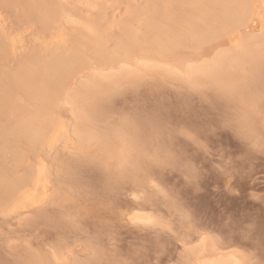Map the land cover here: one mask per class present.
I'll return each instance as SVG.
<instances>
[{"label":"rangeland","instance_id":"rangeland-1","mask_svg":"<svg viewBox=\"0 0 264 264\" xmlns=\"http://www.w3.org/2000/svg\"><path fill=\"white\" fill-rule=\"evenodd\" d=\"M143 1L63 0L73 17L72 22L61 21L59 43L68 45L73 31L84 32L82 25L99 14L92 4L102 2V26L109 34L104 47L110 49L121 35L116 24L126 8ZM18 9L0 0V45L6 50L0 49V77L32 50L44 53L50 42L34 20L15 19ZM261 30L255 18L240 27L237 37H257ZM262 40L258 46L250 41L245 57L226 62L230 64L217 76V85L204 80L189 84L178 69L231 51L226 38H211L201 49L179 48L169 60L150 56L153 61L143 73L136 72L142 59L138 50L131 60L120 56L101 66L87 55L82 64L73 65L66 74L69 92L93 73L108 75L124 67L134 75L84 108V126L92 135L103 133L113 146L99 154L95 136L86 148L77 147L74 106L61 98L55 109L65 126L60 138L34 152L19 139L3 151L0 177H21L40 163L44 189L34 205L15 212L0 209V264H200L217 258L264 264ZM166 64L178 68L174 76L163 71ZM231 94L234 99L256 97L263 106L253 115L259 131L252 139L234 121L240 110ZM21 99L11 95L26 115ZM4 119L0 116V123ZM12 150L20 154L16 161Z\"/></svg>","mask_w":264,"mask_h":264},{"label":"bare ground","instance_id":"bare-ground-1","mask_svg":"<svg viewBox=\"0 0 264 264\" xmlns=\"http://www.w3.org/2000/svg\"><path fill=\"white\" fill-rule=\"evenodd\" d=\"M62 1L1 0V3L7 7L17 4L21 14H17L15 19L19 23L29 19L34 20L40 30L48 33L50 42L44 53L32 50L30 54L18 61L13 71L0 77V116H5V122L0 123V156L19 139L23 140L28 151L34 152L44 146L52 145L57 138H60L65 133V126L57 116L55 109L61 98H65L66 103L74 106L73 132L76 136L77 147L86 148L88 142L96 136L99 154L106 153L112 148L113 144L111 146L105 140L103 133L92 135L93 133L91 134L90 130L84 126V108L98 102L100 99L95 101L97 95L105 94L119 80L131 79L134 75L124 67H119L116 72L108 75H103L101 72L93 73L76 89L69 92L66 86V74L76 63L82 64L87 55L101 66H105L116 57L121 56L125 60H131L136 50L142 51L149 57L143 56L141 52L142 59L139 63L141 67L137 68L136 72L143 73L142 68H146L153 61L150 56L169 60V56H174L173 53L179 48L195 50L211 38H226L233 46V50L230 46L231 51L217 53L216 57L209 61L205 60L207 62H200L201 64L198 65L181 63V68L178 69L166 64L163 69L169 76H174V70L178 69L182 79L189 84L204 80L206 84L217 85L219 84L217 76L221 74L220 72L223 73L222 69L225 70L224 65L230 64H225L226 62H235L241 54L245 57L248 51L244 50L249 47L250 41H254L257 46L258 43L263 44L264 0H144L138 7L133 5L126 8L124 19L116 24L121 35L112 41L114 42L113 47L108 48L109 50L104 47L109 34L108 30L106 31L102 26L105 20V7L102 2L92 4L99 10V14L94 20L82 25L84 32L73 31L70 43L62 46L59 42L64 34L60 23L61 21L72 22V15L67 14ZM255 18L260 22L261 35L252 38H238L240 27ZM134 21L143 27V32L133 27V24H136ZM136 27H138L137 24ZM246 46L248 47L245 49ZM0 49L1 53H6L2 43ZM13 93H17L22 97L21 100H25L26 115L22 114L25 110L22 104L11 100ZM82 94L87 96L83 100ZM243 98L234 99L233 95V100H230L233 104L238 101L236 105L240 110L235 115L234 121L239 131L248 139H252L259 131L257 124L255 125L252 121L253 115L260 113L264 108L261 104L257 105V100H254L256 97L252 96L250 100ZM101 103L103 102L98 104ZM261 106L263 109L260 108ZM18 153L15 150L12 152L13 160L16 161L17 156L20 157ZM43 189L44 168L40 163L34 168H26L21 177L6 180L1 176L0 209L15 212V210L34 205L40 201ZM200 264L239 263L229 258H217Z\"/></svg>","mask_w":264,"mask_h":264}]
</instances>
